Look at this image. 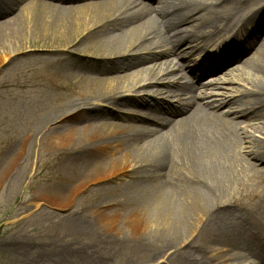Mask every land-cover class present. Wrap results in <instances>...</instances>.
I'll return each mask as SVG.
<instances>
[{
	"label": "bare ground",
	"instance_id": "bare-ground-1",
	"mask_svg": "<svg viewBox=\"0 0 264 264\" xmlns=\"http://www.w3.org/2000/svg\"><path fill=\"white\" fill-rule=\"evenodd\" d=\"M246 4L0 0V18L13 13L0 22V72L21 55L28 66L41 63L51 82L37 85L34 98L44 99L37 123L12 162L37 143L65 176L55 174L33 200L71 206L89 186L106 185L81 215L108 219L109 227L121 215L138 218L130 238L139 246L171 250L184 264H264V207L234 209L233 199L239 179L264 165V38L250 52L264 32V3ZM222 39L217 60L177 74L172 55L192 63L190 54ZM234 62L204 82L188 76ZM235 83L249 89L223 87ZM192 86L234 95L209 93L216 98L208 101ZM252 121L251 131L241 129Z\"/></svg>",
	"mask_w": 264,
	"mask_h": 264
},
{
	"label": "rangeland",
	"instance_id": "rangeland-1",
	"mask_svg": "<svg viewBox=\"0 0 264 264\" xmlns=\"http://www.w3.org/2000/svg\"><path fill=\"white\" fill-rule=\"evenodd\" d=\"M246 1V6L255 9L264 3V0ZM11 16L13 13L0 18V22ZM263 38L264 32L250 52L258 49ZM182 46L181 50H185L190 45ZM208 50L211 51V45ZM248 53L241 58L248 60ZM198 55L199 52L193 53L191 60ZM21 57L18 55V60L0 72V264H184L169 256L171 250L157 253L149 245L136 244L130 237L131 226L139 222L138 218L121 215L114 227H109L108 219L81 215L82 209L102 199L106 185L89 186L71 206L33 200V194L58 180L55 174L64 177L65 173L58 165L56 169L48 166L49 157L38 154L37 143L31 148L25 144L19 161L12 162L16 150L22 147V137L34 130L37 123L36 115L44 101L43 97L34 98L36 89L41 87L37 85L51 83L48 74L39 69L41 63L28 66L30 59ZM173 59L175 67L183 70L186 58L178 53ZM223 87L249 89L236 83ZM214 92L234 95L227 89ZM254 123L257 121L244 122L240 127L250 130L248 124ZM255 135L263 137L260 133ZM263 167L258 168L254 178L239 179L243 187L233 197L234 209L240 206L252 212L264 207ZM59 181L65 185L62 178ZM76 221L82 223L79 229L74 227ZM137 247L140 248L134 250ZM184 251H177L178 257L184 258ZM248 261L258 264L253 258Z\"/></svg>",
	"mask_w": 264,
	"mask_h": 264
}]
</instances>
